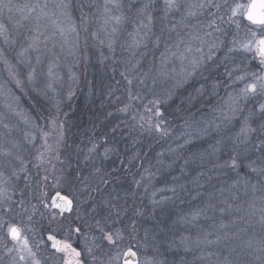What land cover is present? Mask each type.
<instances>
[{"label":"snow or ice","instance_id":"snow-or-ice-1","mask_svg":"<svg viewBox=\"0 0 264 264\" xmlns=\"http://www.w3.org/2000/svg\"><path fill=\"white\" fill-rule=\"evenodd\" d=\"M93 50L122 69L124 88L103 85L114 111L73 166L61 155L57 87L62 67L75 83ZM0 67V264H264V0H0ZM158 81L170 87L157 92ZM187 86L177 128L165 106ZM196 104L205 111L192 113ZM145 138L175 142L157 153L156 172L144 166ZM193 164L201 171L189 180ZM167 170L178 175L157 188ZM141 189H152L155 221L142 234ZM176 201L187 211L156 220Z\"/></svg>","mask_w":264,"mask_h":264},{"label":"trees","instance_id":"trees-1","mask_svg":"<svg viewBox=\"0 0 264 264\" xmlns=\"http://www.w3.org/2000/svg\"><path fill=\"white\" fill-rule=\"evenodd\" d=\"M99 56V52L96 53L95 50L89 52L90 60L83 63L79 66V72L81 74H85L86 78V86L82 92H77L72 96V101L67 106V110H63L59 112V120L64 122V144L61 151L62 158L71 157L73 160V166H75L76 160V148L79 145L83 148L93 131L94 123L98 122V120H103L104 113L108 111H112L113 107L108 103L110 98L102 96L103 92V85L112 84L114 86L115 81L113 80L114 75H119V70L115 74L112 73L111 61H105L103 64L99 63L97 58ZM100 68L99 74L97 77L94 76L96 67ZM120 77V76H119ZM115 87V86H114ZM182 94L187 95V91H178L176 92L173 101L166 105V114L171 115L173 110H176L177 107L180 105V100L183 97ZM151 99L150 96H147L144 103H147V100ZM104 102V107L101 108V102ZM52 114L56 115V112L53 110ZM34 114V113H33ZM36 114H34L35 116ZM188 114L186 113H178V121L183 120L187 117ZM120 120L126 119L125 115H117ZM113 123L116 122L115 118H110ZM41 125L44 124L43 120L39 121ZM47 131L48 129L45 128ZM97 133H99V129H96ZM152 142V143H151ZM154 140L145 138L143 140V152L148 153L147 159L144 161L145 167L149 164L153 165L152 171L156 172L158 165L153 160L158 158L157 151L159 147L154 145L152 147ZM151 144V148L148 145ZM127 145L121 141V147H126ZM139 147V145H137ZM131 151V149H130ZM81 165L83 166V157H80ZM166 162V161H165ZM139 163V162H138ZM106 166H112V160L105 161ZM141 169L133 168V172L136 173L138 176ZM87 173H85L86 175ZM165 174L163 171L159 173L157 176H161ZM193 177V176H192ZM191 177V178H192ZM190 178V179H191ZM131 182V175H129L125 182L124 187H128V184Z\"/></svg>","mask_w":264,"mask_h":264},{"label":"rangeland","instance_id":"rangeland-1","mask_svg":"<svg viewBox=\"0 0 264 264\" xmlns=\"http://www.w3.org/2000/svg\"><path fill=\"white\" fill-rule=\"evenodd\" d=\"M251 0H242V2H245V3H249ZM14 2H17V3H24L25 0H14ZM76 15L78 16L79 13L76 12ZM5 16V20H6V17H7V13L5 12L4 14ZM244 23H247V21H244ZM230 31H234V28L233 29H230ZM228 39H231V36L228 37ZM96 53H98V51H95ZM105 55H109V53L107 52V50L105 49ZM120 55V49L117 48V56L119 57ZM220 55H222V53H220ZM156 56L158 57L159 56V53L157 52L156 53ZM151 58V56H149V59ZM90 60V59H89ZM98 62L100 63L99 59L97 58ZM111 61V60H109ZM112 62V61H111ZM70 63V60L69 61H66V64ZM83 63V60H81V62L76 65L74 67V72L76 73V76H77V80L75 83H72L69 79H68V72H67V67L66 66H63L62 67V70H61V75L63 76V80L61 82V84L57 87V99H59L61 101L60 103V106H59V112L63 111V110H67V106L68 104H70V102L72 101V97L69 98L67 93H68V89H69V86H71L72 90L74 91V94L76 93V91L79 93V92H82L83 89L85 88L86 86V78H85V74H81L79 72V66ZM119 71H121L122 69H118ZM99 71H100V68L97 66L96 67V70H95V73H94V76L97 77L98 74H99ZM220 71L222 72L223 69L221 68ZM119 74V73H118ZM120 75H117L115 74L114 75V78L113 80L116 82V81H120V85H119V90L117 91V95H121L123 93V88H124V82L122 80L121 77H119ZM4 77H6V72L3 70L2 67H0V79H3ZM150 83V82H149ZM114 86L116 87V84H114ZM170 85L166 82H163V81H158L157 85L155 86V90L157 92H162V90L164 89H167L169 88ZM186 90L187 91V94L188 92L191 91V86H187L186 88L184 89H181V90H178V91H184ZM177 91V92H178ZM224 92H223V89L220 90V95L223 96ZM150 96V98H152L151 95H148ZM182 96H186L185 94H182ZM171 102H174L173 100ZM170 102V103H171ZM22 104L24 107H28L29 104H30V101L27 100V98H23L22 99ZM165 109H166V106H165ZM197 109H200L201 111H205V107L202 106L201 104H196L194 107L191 108V112L192 113H195L197 111ZM51 110H53L54 112H56V109L55 107H52ZM114 111V109L112 110ZM34 114L38 115L37 112H34ZM33 114V115H34ZM188 114V113H186ZM117 115H122L124 116V114H119V113H116L115 116ZM165 115L170 119L172 120L173 124L176 125L177 128H181L182 126V123H183V120L181 121H178V113L176 112V110H173L171 112V115L169 116V114H166V111H165ZM203 117H201L199 114H197L196 116V119H202ZM154 140V139H152ZM212 141L208 138V137H204L203 140H198L195 142V145L196 147L200 148L201 150L203 148H206L208 146L209 143H211ZM37 143L39 144L40 141L38 140ZM152 143V142H151ZM182 143V141H181ZM154 145H157L155 142H153L152 144V147ZM159 147V150L157 151L158 153H160L163 149H167L168 147H175V142L173 141H161L158 145ZM191 147V146H190ZM194 150V149H193ZM157 156V155H156ZM158 158H155L153 161L156 162ZM165 161L167 162L168 160V157L165 156ZM145 166V165H144ZM142 171V169H141ZM168 172H170V175H161V176H156L153 180V183L155 184V186L157 188H161V187H164L165 186V182H171V177L172 176H176L178 175V172L177 171H172V170H167ZM189 171V176H188V179L190 180V178L192 176H195L196 172L197 171H201V169L199 168H196V165L193 164L191 166V168L188 170ZM155 172V171H153ZM137 179H139V174L138 176H136ZM215 182V181H213ZM180 183H184V180L181 179L180 180ZM189 188L193 187L192 185H188ZM152 189L149 190L148 193H145L143 191V189H141L138 194H137V205L140 206V207H143L145 209V216L141 219V221L139 222V227H140V231H141V234L143 233V230L145 228H152L155 224V221H153L151 219V217L148 216V213L152 212V204H151V199H150V192H151ZM165 195H171V193H164ZM159 198V195L157 196V199ZM190 197L185 195V199H189ZM187 204L185 205H181L179 201H176V204L175 206L171 205V204H168V205H165L164 206V210L163 212H161V210L159 208L156 209V220H159L162 222V224L164 225H167V224H170L172 219L175 218V213L176 212H179V211H187ZM180 255H183V251L181 250L180 252ZM168 259L171 261L173 259H178V257H173L172 255H169L168 256ZM187 259L191 260L192 259V256L189 255L187 257Z\"/></svg>","mask_w":264,"mask_h":264},{"label":"water","instance_id":"water-1","mask_svg":"<svg viewBox=\"0 0 264 264\" xmlns=\"http://www.w3.org/2000/svg\"><path fill=\"white\" fill-rule=\"evenodd\" d=\"M250 2H251V1H250ZM250 2H249V3H250Z\"/></svg>","mask_w":264,"mask_h":264}]
</instances>
